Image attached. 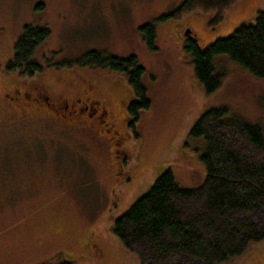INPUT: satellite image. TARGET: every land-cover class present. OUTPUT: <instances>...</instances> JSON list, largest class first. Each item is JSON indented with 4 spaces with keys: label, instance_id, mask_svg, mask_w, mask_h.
<instances>
[{
    "label": "rangeland",
    "instance_id": "obj_1",
    "mask_svg": "<svg viewBox=\"0 0 264 264\" xmlns=\"http://www.w3.org/2000/svg\"><path fill=\"white\" fill-rule=\"evenodd\" d=\"M182 1L0 0V84L25 85L1 67L12 57L26 25L49 28L50 36L35 53L43 70L26 84L41 93L46 83L59 93L77 94L89 81L105 98L118 97L123 90L125 102L114 106L129 156L121 167V159L110 155L117 142L106 131L75 130L68 120L35 110L25 114L0 100V264L54 263L65 256L73 264H140L136 251L114 234V220L166 169L184 187L204 185L205 142L191 133L199 117L212 107L228 106L264 131V77L221 54L216 66L226 71L225 80L207 93L185 51L188 41L205 48L241 24L254 22L258 11H264V0H237L216 25L211 24L214 13L203 10L157 21L156 48H149L140 27ZM92 49L134 55L145 68L143 83L151 106L138 120L130 115L128 128L125 105L134 93L124 74L56 65ZM118 172L126 177L124 183ZM97 239L103 242L102 254L91 248ZM231 264H264V239Z\"/></svg>",
    "mask_w": 264,
    "mask_h": 264
},
{
    "label": "trees",
    "instance_id": "obj_2",
    "mask_svg": "<svg viewBox=\"0 0 264 264\" xmlns=\"http://www.w3.org/2000/svg\"><path fill=\"white\" fill-rule=\"evenodd\" d=\"M236 1L183 0L172 12L142 25L140 31L154 50L157 21L203 10L214 13L211 24L216 25ZM50 32L44 26L26 25L14 42L6 69L23 81L35 80L43 70L35 53ZM185 51L207 93L219 89L225 80L226 71L216 66L221 54L264 77V11H258L254 22L241 24L205 48L195 40L186 42ZM74 64L124 74L134 93L127 103L128 115L134 120L151 106L143 83L145 68L136 56L120 57L92 49L77 59L56 63L58 67ZM191 133L205 142L201 154L207 168L204 185L184 187L172 170L166 169L114 220V234L129 250L136 251L140 264H231L264 239L263 128L221 105L205 111ZM65 258L43 264H73Z\"/></svg>",
    "mask_w": 264,
    "mask_h": 264
},
{
    "label": "flooded vegetation",
    "instance_id": "obj_3",
    "mask_svg": "<svg viewBox=\"0 0 264 264\" xmlns=\"http://www.w3.org/2000/svg\"><path fill=\"white\" fill-rule=\"evenodd\" d=\"M10 59V58H9ZM8 59V60H9ZM7 60V59H6ZM1 69H5L8 61ZM24 80V79H23ZM20 86L16 83L13 85L4 86L0 84V100L8 102L13 106L21 109L23 113L27 114L31 110L46 112L45 114L55 119L68 120L69 125L75 130L86 129L90 131H99L100 134L106 133L110 136L111 142L116 141L118 147L110 151V155L115 159H121V167L127 165L125 160L129 159L127 147H125V133L120 132L117 127V118L115 113L114 103L123 101V90L119 92V96L114 98H105L98 92L92 82L83 86L82 92L75 93H59L49 88L45 83L41 91H36L37 87L26 84ZM129 102V101H128ZM127 112V103L125 105ZM64 120V121H65ZM129 115L127 112L126 127L128 128ZM104 127V128H103ZM128 135V131H125ZM118 162H113V165H118ZM119 173V172H118ZM128 174V173H127ZM131 181H132V176ZM126 177H123V172L119 173L117 179L124 183ZM130 182V181H129ZM127 183V182H126ZM93 252L102 254L104 246L100 239L90 242Z\"/></svg>",
    "mask_w": 264,
    "mask_h": 264
}]
</instances>
